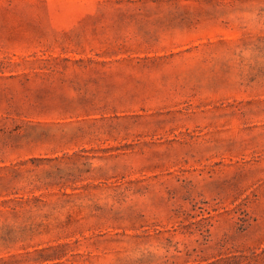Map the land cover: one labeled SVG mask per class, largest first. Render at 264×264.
I'll return each mask as SVG.
<instances>
[{
    "label": "rangeland",
    "instance_id": "rangeland-1",
    "mask_svg": "<svg viewBox=\"0 0 264 264\" xmlns=\"http://www.w3.org/2000/svg\"><path fill=\"white\" fill-rule=\"evenodd\" d=\"M0 264H264V0H0Z\"/></svg>",
    "mask_w": 264,
    "mask_h": 264
}]
</instances>
